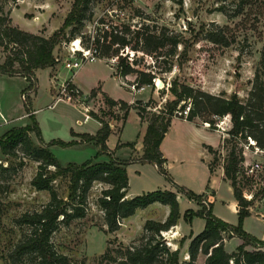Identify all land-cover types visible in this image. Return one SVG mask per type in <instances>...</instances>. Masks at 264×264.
I'll list each match as a JSON object with an SVG mask.
<instances>
[{
	"label": "rangeland",
	"instance_id": "1",
	"mask_svg": "<svg viewBox=\"0 0 264 264\" xmlns=\"http://www.w3.org/2000/svg\"><path fill=\"white\" fill-rule=\"evenodd\" d=\"M233 1L235 0H94L93 16L84 28L91 30L98 16H102L105 22L130 23L139 18L132 12H145L150 20L164 24L185 38L186 47L184 54L180 56L179 65H173L168 72L156 75L152 85H146L144 89L134 93V100L135 98L142 101L150 99L149 105L145 107L147 111L157 112L162 108L163 103L172 97L168 90L172 78L211 93L226 95L234 93L241 99L250 87L260 48L264 44V13L257 18L252 14L231 17L217 10L220 2H224L227 6L226 12H231L230 4ZM257 1H253L249 10L244 12L264 10V7L260 8L263 1H260L261 3ZM70 2L71 0H0V11L7 14L12 24L31 32L48 35L61 23ZM240 20L242 22L238 24ZM215 24H226L227 31L234 33L235 40L224 46L200 38L199 32L202 28L212 27ZM76 42L78 47L75 46ZM55 49L53 54L57 61L54 65L53 79L49 78L46 66L36 67L34 89L24 91L30 107L35 109L34 116L40 129V137L42 136L45 141L52 138L69 140L71 137L69 124H72L74 130L89 131L88 133H93L96 127L91 118L79 123L75 121V118L80 121L82 119V113L77 109L79 106L62 100L53 102L58 84L69 75L83 90L96 82L100 83L110 95L116 97L128 98L133 90H136L134 86V88L130 87L133 85L131 83L133 75L115 74L114 56L99 57V59L96 56L93 60L81 62L80 66L73 70L67 69L64 66L65 61L74 55H80L82 49H88L78 42L77 37L61 42ZM6 52L7 49L3 50L0 45V62ZM123 52L131 54L127 48ZM143 60L150 61L146 55ZM157 81H161L160 87ZM25 84L26 80L19 76L0 74V111L6 112L4 115L8 119L11 117L6 124L21 125L26 120L20 95ZM83 104L87 106L89 112L92 111L104 118L112 129L116 131L119 129L122 110H119L117 105H112L111 109H108L104 103L102 105L99 99L92 98L91 95L86 97ZM89 117L92 116L89 114ZM123 117L118 133L111 130L105 139L106 146L113 151L111 154L117 158L128 152L124 144L114 149L117 138L122 142L139 139L138 121L134 110L130 108ZM209 118L212 121H207L208 126L202 132L189 128L188 124L179 119L170 122L161 142V148L165 153L166 171L176 184L194 193L211 192L208 199L202 194L199 200L210 202V211L215 216L230 224H236L238 216L231 205L233 195L228 181L221 177L217 168L208 173L204 162L207 155L201 151L200 145L202 141H217L212 152L214 159L210 161L214 162L215 166L222 162L229 146V142H224V138L228 136L226 132L229 127L228 115H211ZM192 119L202 125L203 121H206L199 117ZM11 126L4 129L0 127V134ZM30 136L34 142H37L32 132ZM247 142L250 140L248 139ZM239 145L243 150V166L250 167L255 163L259 167L264 165V150L245 146L241 141ZM49 150L60 164L69 161L81 162L85 159L91 161L108 159L107 153L96 151L97 145L91 140L66 145L51 143ZM0 164L5 166V169L0 168V264H14L9 263L11 262L10 259L8 260L9 251L14 243L29 231V227L26 224L19 225L13 219L25 210L38 209L48 199V193L44 189H35L30 184L29 180L36 169L37 161L22 155L19 150L15 155L0 152ZM125 171L128 177V195L153 189H171L176 192L178 209L176 225L173 224L161 231V235L169 248L177 247L179 261L187 259L185 248L189 235L196 233L203 226V217L195 212L199 207L198 203L188 198L184 192L176 190V187L148 161L129 162ZM54 184L59 194L66 193L64 176H57ZM103 185L101 182L92 183L87 193L83 216L73 218L68 224H59L51 232L49 240L52 247L57 253L65 256L62 264H107L100 256L107 246L111 248L117 242L129 243L139 235L144 218L157 219L167 210L165 205L159 203L147 204L137 208L131 215L121 218L118 227L112 232H103L98 228L100 225L104 226L102 211L95 201ZM243 193L249 196L248 192ZM186 211L189 212L187 218L184 216ZM240 226L264 242V198L253 200L250 204V212L240 219ZM107 239H111L109 244ZM225 240L227 241L224 247L227 250L233 249L237 242L239 243V239L234 237ZM203 258L202 253H197L194 264H202ZM32 260L31 254H23L17 257L16 264H28Z\"/></svg>",
	"mask_w": 264,
	"mask_h": 264
},
{
	"label": "trees",
	"instance_id": "2",
	"mask_svg": "<svg viewBox=\"0 0 264 264\" xmlns=\"http://www.w3.org/2000/svg\"><path fill=\"white\" fill-rule=\"evenodd\" d=\"M93 1L71 0L61 23L48 35L22 29L12 24L7 14L0 11V45L3 50L7 49L0 62V73L24 77L26 84L20 95L28 89H34L33 70L36 67L53 66L57 61L53 54L55 47L75 37L82 46L93 50L97 58L114 56L115 74L133 75L131 83L136 89L143 85H152L156 75L168 72L173 65H179L180 56L184 54L186 47L185 38L164 24L150 20L145 12H132L139 18L130 23L105 22L102 16H98L92 29L89 31L85 29L87 21L93 16ZM253 1L255 0H235L230 4L231 12H226L227 6L220 2L217 10L231 17L252 14L257 18L264 10L244 12L249 10ZM257 2L261 3L260 8L264 7V0ZM241 20L238 24L242 22ZM227 30L226 24H215L202 28L199 35L200 38L225 46L235 40L234 33ZM125 48L131 51L130 55L123 52ZM144 55L148 56L150 61L143 60ZM95 89L96 87H91L87 96L94 95ZM168 90L172 97L166 100L157 112L145 110L150 99L145 101L135 99L127 103L102 93L106 107L111 109L112 105H117L119 110H122V118L127 109L132 107L139 118L145 120L141 152L131 153L125 159H119L111 154L105 144L110 126L104 118L92 111L89 114L100 122L94 133L70 131L78 138L69 140L52 138L43 141L26 94L22 97V105L29 122L11 126L0 134V152L15 155L19 150L22 155L37 161L29 182L35 189L46 190L48 199L38 209L25 210L14 217L13 220L17 224L28 225L29 231L10 249L9 263L16 264L17 257L23 254L32 255L33 260L28 264L64 263L65 256L57 253L52 247L50 234L59 224H68L73 218L84 215L89 188L93 182H101L104 185L100 188L95 201L102 211L104 226L100 225L98 228L103 232H112L118 227L121 218L153 201L168 206V212L163 219H143L139 235L129 243L117 242L111 248L107 246L100 255L107 264H194L197 253L204 255L202 264H264V242L240 226V219L250 212L253 200L264 198V165L249 172V166H243V150L239 145L241 141L245 146L264 150V44L260 48L250 87L241 99L234 93L227 95L211 93L200 87L178 82L175 78L170 80ZM186 103L188 109L184 117L188 120L199 117L210 122L211 115H228L229 127L226 130L228 136L224 138V142H229V146L220 165L223 178L228 180L235 200V212L238 216L236 224H230L212 214L210 202L199 200L203 193H194L176 184L166 171L165 157L158 144L173 116V110L184 108ZM31 132L37 138V142L31 139L29 135ZM248 139L250 142H247ZM90 140L97 145V152L108 154L107 160L85 159L81 162L69 161L60 164L48 148L51 143L66 145ZM122 144L133 148L132 141L116 143V146ZM205 147L211 153V158L207 162L210 172L215 166L214 162L210 161L214 159L212 158L214 147L209 144ZM132 161H148L154 164L156 170L164 175L176 190L184 192L188 198L198 203L199 207L195 212L203 217V226L189 237L185 250L187 259L179 261L177 247L169 248L161 235V231L176 223L178 216L176 193L170 189H153L131 196L125 195L128 182L124 166ZM0 168L5 169V166L0 164ZM57 176H64L66 179L65 194L57 192L54 184ZM245 191L249 196H245L243 193ZM184 214L187 218L189 212L186 211ZM231 236H236L240 241L233 249L227 250L223 241ZM110 242L111 239H107V243Z\"/></svg>",
	"mask_w": 264,
	"mask_h": 264
},
{
	"label": "crops",
	"instance_id": "3",
	"mask_svg": "<svg viewBox=\"0 0 264 264\" xmlns=\"http://www.w3.org/2000/svg\"><path fill=\"white\" fill-rule=\"evenodd\" d=\"M97 59H99V58H97ZM55 65V64H54ZM46 66L47 68H48V76H49V78H51V79H53V76L55 75V66ZM36 69V68H35ZM34 69V70H35ZM34 70H33V73H34ZM0 74H2V73H0ZM73 74V73H72ZM71 74V75H72ZM16 75V74H15ZM112 76H114V77H116L114 74H111ZM16 76H19L20 78H23L24 79V77L23 76H21V75H16ZM35 76V75H34ZM68 78H71V76L69 75L68 76ZM25 80V79H24ZM77 88H78V90H79V92H80V96L81 97H87V94L89 93V89L91 88V87H97L96 89H95V93H94V95H92V98H96V99H101L102 100V93L103 94H106V95H108L109 97H111V98H113V99H122L123 101H125V102H127V103H130V102H132L134 99H133V95H134V93L135 92H138V91H140V89H144V86H146V85H143V86H141V88H139V89H136V90H134L131 94H130V96L128 97V98H121V97H116V96H113V95H110L102 86H101V84L100 83H98V82H96V83H92V84H90L85 90H83L72 78H71V80H70ZM51 85H52V82L50 83ZM135 99H137V98H135ZM139 99V98H138ZM142 100V99H141ZM130 108H132V107H129L128 108V110L130 109ZM1 109V108H0ZM133 110H134V112H135V115H136V118H137V121H138V130H137V133H138V135H139V139L137 140V138H135L134 140H131L132 142H133V148H131V147H129V146H124V147H127L128 149V152L127 153H124L122 156H119L118 158H122V159H125V158H128L129 157V155L131 154V153H136V154H139L140 152H141V147H142V143H141V137H142V134H143V132H144V129H145V120H143V119H140L139 118V116L137 115V113H136V111H135V109L134 108H132ZM127 110V111H128ZM5 111V110H4ZM32 111H33V114L35 115V109H32ZM0 113L7 119V121L5 122V123H0V127H1V129H4V128H6V127H8V126H11V125H13L12 123H9V124H6V123H8L10 120H11V117H9V119H8V117L7 116H5L4 114L6 113H2L1 111H0ZM24 114H25V118H26V120H25V122L27 123V122H29V119H28V117H27V115H26V113H25V111L23 112ZM89 118H91V119H93L94 120V122H95V129H94V132H95V130L99 127V125H100V122L98 121V120H96L95 118H93V117H89ZM89 118H87V119H89ZM124 118V117H123ZM123 118H122V120H121V122H120V125L122 124V122H123ZM77 118H75V120H76ZM86 119V120H87ZM173 119H179L181 122H183V123H186V124H188V127L189 128H193V129H195L196 131H200V132H202V131H205V128H207L206 126H204V125H202L199 121H197V120H193V119H191V120H188V119H185V118H183V117H180V116H175V115H173L171 118H170V120H169V124H170V122L171 121H173ZM37 121V120H36ZM24 122V123H25ZM84 122V121H83ZM4 124H6V125H4ZM22 124V123H21ZM169 124H168V126H169ZM119 125V129L116 131V130H114V129H112L111 127H110V131L109 132H111V130L112 131H114L115 133H118V131L120 130V126ZM167 126V127H168ZM0 129V130H1ZM68 130H69V134H70V131H72V132H74V133H79V132H86V131H84V130H81V131H77V130H74V129H72V124H69V126H68ZM167 131V128H166V130H165V132ZM87 132H89V131H87ZM93 132V133H94ZM164 132V133H165ZM90 133H92V132H90ZM109 134V133H108ZM30 135V134H29ZM163 136H164V134H163ZM163 136H162V138H163ZM31 137V136H30ZM107 137V136H106ZM78 138V136H76V135H72L71 134V137L69 138V139H77ZM162 138H161V140H160V142H159V144H158V148H159V150L161 151V153H162V155L164 156V152H163V150H162V144H161V142H162ZM32 139V138H31ZM41 139L43 140V141H45V139H43L42 138V136H41ZM106 139V138H105ZM82 142H87V141H82ZM126 142V141H125ZM217 142V141H216ZM216 142H208V141H202L201 143H200V145H201V151H204V153L207 155V158L205 159V165H206V167H207V162L209 161V159L211 158V153L206 149V147H205V145H210L211 147H215L216 145H217V143ZM116 143H122V141H120L119 140V138H117L116 139V141H115V145H114V149L115 148H117L118 146L120 147L121 145H117L116 146ZM48 148H49V146H48ZM107 148H109V147H107ZM110 149V148H109ZM112 153H113V151H111ZM208 155H209V157H208ZM165 157V156H164ZM107 160V159H106ZM99 161H105V160H99ZM131 163V162H130ZM128 164V163H127ZM126 164V165H127ZM152 164V163H151ZM126 165L124 166V167H126ZM154 167H155V165L154 164H152ZM219 169V171H220V173H221V177L223 178V174H222V167H221V165L220 164H218V165H216V166H214V168H213V170L212 171H214L215 169ZM156 169V168H155ZM207 171H208V168H207ZM212 171H208V173H211ZM224 179V178H223ZM226 180V179H225ZM226 181H228V180H226ZM127 182H128V177H127ZM229 184V183H228ZM230 186V185H229ZM128 188V187H127ZM171 190V189H170ZM173 191V190H172ZM176 193V192H175ZM201 193H203L204 195H205V197L208 199L210 196H211V192H206V191H203V192H201ZM126 196H131V195H128V193H127V190H126V194H125ZM176 198H177V194H176ZM232 200V202H231V205L233 206V209H235V211H236V208H235V200H234V198H232L231 199ZM151 203H159V202H157V201H153V202H151ZM150 204V203H149ZM159 204H162V203H159ZM162 205H165L166 207H167V210L160 216V217H158L157 219H163L164 217H165V215L167 214V212H168V206L166 205V204H162ZM140 208H142V207H140ZM137 209V208H136ZM135 209V210H136ZM134 210V211H135ZM262 214V213H261ZM131 215V214H130ZM129 216V215H128ZM127 217V216H126ZM146 218H151V217H146ZM145 219V218H144ZM155 219V218H154ZM174 225H176V224H174ZM199 231V230H198ZM195 234V233H194ZM193 234H191V235H189V237L190 236H192ZM237 238L236 236H231L230 238ZM239 239V238H238ZM188 240H189V238H188ZM227 240H225L224 239V243L226 242ZM240 241V240H239ZM238 243V242H237ZM187 245V244H186ZM185 250H186V248H185Z\"/></svg>",
	"mask_w": 264,
	"mask_h": 264
},
{
	"label": "built area",
	"instance_id": "4",
	"mask_svg": "<svg viewBox=\"0 0 264 264\" xmlns=\"http://www.w3.org/2000/svg\"><path fill=\"white\" fill-rule=\"evenodd\" d=\"M94 58H96V56H95V52L93 50L82 49L80 55H78V56L74 55L71 59L65 61L64 66L67 69L73 70V69L77 68L78 66H80L81 62H84L86 60L90 61V60H93ZM130 87L134 88L133 85H131ZM139 88H141V87H139ZM139 88H137V89H139ZM24 95H25V92L21 95V97H23ZM58 100L70 102L74 106H79V107L81 106V108L77 107V109L79 111H81L82 119H81V121L76 119L75 121L77 123L83 122L87 118H89L88 108L86 105L83 104V102L86 100V97L80 96L78 88L70 81V78L63 80L62 82H60L58 84L57 89L54 93L53 102L58 101ZM99 101L102 103V105L104 103L106 106V103L103 101V99L102 100L99 99ZM187 109H188V104H186L184 106V108H182V109L176 108L173 110V115L184 117L186 112H187ZM0 121H1L0 123H5L7 121V119L1 113H0ZM203 125L208 126V122L203 121ZM257 167H258V164L255 163L254 165H251L248 168V171L251 172V170L253 168H257Z\"/></svg>",
	"mask_w": 264,
	"mask_h": 264
},
{
	"label": "bare ground",
	"instance_id": "5",
	"mask_svg": "<svg viewBox=\"0 0 264 264\" xmlns=\"http://www.w3.org/2000/svg\"><path fill=\"white\" fill-rule=\"evenodd\" d=\"M75 46H77L78 47V45H77V42L75 43ZM161 84V83H160ZM160 84H158V86L160 85ZM160 87V86H159Z\"/></svg>",
	"mask_w": 264,
	"mask_h": 264
},
{
	"label": "water",
	"instance_id": "6",
	"mask_svg": "<svg viewBox=\"0 0 264 264\" xmlns=\"http://www.w3.org/2000/svg\"><path fill=\"white\" fill-rule=\"evenodd\" d=\"M161 83V81H157V84H160Z\"/></svg>",
	"mask_w": 264,
	"mask_h": 264
}]
</instances>
